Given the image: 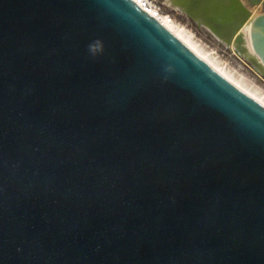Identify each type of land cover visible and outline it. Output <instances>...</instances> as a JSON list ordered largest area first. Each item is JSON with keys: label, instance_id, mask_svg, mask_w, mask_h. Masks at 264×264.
Masks as SVG:
<instances>
[{"label": "water", "instance_id": "water-1", "mask_svg": "<svg viewBox=\"0 0 264 264\" xmlns=\"http://www.w3.org/2000/svg\"><path fill=\"white\" fill-rule=\"evenodd\" d=\"M0 264H264V103L136 0H0Z\"/></svg>", "mask_w": 264, "mask_h": 264}, {"label": "rangeland", "instance_id": "rangeland-1", "mask_svg": "<svg viewBox=\"0 0 264 264\" xmlns=\"http://www.w3.org/2000/svg\"><path fill=\"white\" fill-rule=\"evenodd\" d=\"M262 11L264 5L257 12ZM163 14L169 15L176 25L184 27L192 39L213 57L218 65L231 73L245 87L264 97V74L249 57L168 0L164 5Z\"/></svg>", "mask_w": 264, "mask_h": 264}, {"label": "bare ground", "instance_id": "bare-ground-1", "mask_svg": "<svg viewBox=\"0 0 264 264\" xmlns=\"http://www.w3.org/2000/svg\"><path fill=\"white\" fill-rule=\"evenodd\" d=\"M168 2L173 3L176 7L181 8L185 13L189 14L191 17H193L195 20H197L201 25L206 26L208 29H211L215 32L210 20L208 13L205 9L199 8V7H191L189 5L188 0H168ZM237 6V5H236ZM256 13V12H253ZM158 18H160L175 34H177L182 40H184L187 44H189L200 56H202L204 59H206L208 62H210L215 68H217L220 72H222L227 78H229L232 82H234L236 85H238L240 88L246 90L256 98H258L260 101L264 103V97L261 95L256 94L255 92L251 91L243 83L238 81L231 73L226 71L223 67L218 65L213 57H211L207 52H205L193 39L191 34H189L184 27H180L179 25H176V23L173 21L172 18H170L169 15H165L162 12H160L158 15ZM251 21H248L245 23L241 30L245 35V44L247 46L246 53L248 55H255L259 58L257 53L252 47L251 40H250V28H251ZM239 31V32H240ZM217 34V33H216ZM219 35V34H218ZM227 43L233 45L234 47H239V42L237 40V34H234L231 36H221Z\"/></svg>", "mask_w": 264, "mask_h": 264}, {"label": "built area", "instance_id": "built-area-1", "mask_svg": "<svg viewBox=\"0 0 264 264\" xmlns=\"http://www.w3.org/2000/svg\"><path fill=\"white\" fill-rule=\"evenodd\" d=\"M136 1L156 16L160 12L163 13V8L166 3V0H136Z\"/></svg>", "mask_w": 264, "mask_h": 264}, {"label": "crops", "instance_id": "crops-1", "mask_svg": "<svg viewBox=\"0 0 264 264\" xmlns=\"http://www.w3.org/2000/svg\"><path fill=\"white\" fill-rule=\"evenodd\" d=\"M242 2L253 12H257L264 5V0H242Z\"/></svg>", "mask_w": 264, "mask_h": 264}, {"label": "clouds", "instance_id": "clouds-1", "mask_svg": "<svg viewBox=\"0 0 264 264\" xmlns=\"http://www.w3.org/2000/svg\"><path fill=\"white\" fill-rule=\"evenodd\" d=\"M89 50L93 54L102 51L103 50L102 42H100L99 40L93 42L92 44L89 45Z\"/></svg>", "mask_w": 264, "mask_h": 264}]
</instances>
